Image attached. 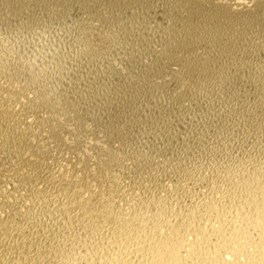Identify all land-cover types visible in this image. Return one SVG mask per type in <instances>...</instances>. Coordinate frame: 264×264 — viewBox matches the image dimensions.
I'll list each match as a JSON object with an SVG mask.
<instances>
[{
	"label": "rangeland",
	"instance_id": "1",
	"mask_svg": "<svg viewBox=\"0 0 264 264\" xmlns=\"http://www.w3.org/2000/svg\"><path fill=\"white\" fill-rule=\"evenodd\" d=\"M220 2L223 17L193 21L188 30L178 16L198 11L186 0H0V77L11 74L9 80L18 82L8 93V82L0 78V84L6 81L3 92L15 101L7 104V96L0 91V104L6 103L10 110L15 104L12 111L32 126L30 131L46 130L47 134L55 127L59 140L42 143L52 156L61 152L53 158L61 162L51 160L56 163L53 169H64L74 158L98 168L117 191L115 202L120 206H133L138 197L147 200L151 195L168 203L174 199L173 206L180 200L182 206V197L188 193L198 200L187 197L186 201L196 204L205 192L224 202L227 195L232 198L229 182L241 172L238 168L255 157L264 159V0ZM213 13L212 9L202 11L209 17ZM91 25L111 35L100 52L90 49L89 53L84 46L82 33ZM179 34L193 36L196 41H189L199 58L202 51L207 50L206 54L211 49L209 41L220 43L224 40L220 37L229 35L231 44L219 59L235 62L236 72L204 71L181 88L174 76L181 71L178 66L163 71L155 64L163 56L188 54ZM53 121L56 125L47 127ZM94 144L106 149V159L98 165ZM29 205V211L27 206L25 210L31 217L32 210L34 216L42 214L37 203ZM230 210L232 217L226 216L227 221L233 219L232 226L249 216L243 218L234 206ZM29 214V220L42 219ZM239 240L234 241L238 243L230 255L222 254L227 264L244 262L255 252L256 246ZM244 244L249 247H241Z\"/></svg>",
	"mask_w": 264,
	"mask_h": 264
},
{
	"label": "bare ground",
	"instance_id": "2",
	"mask_svg": "<svg viewBox=\"0 0 264 264\" xmlns=\"http://www.w3.org/2000/svg\"><path fill=\"white\" fill-rule=\"evenodd\" d=\"M186 1L190 6L192 4L195 6L199 15L196 16L198 13L194 14L195 16L191 14L190 17L186 14L187 12L184 13V10H182L184 12L179 11L184 13L182 16H178L177 10L173 13L176 12V16L187 23L188 30H192L191 22L193 21L206 22L209 18L211 20L223 17L219 13L222 6L220 0ZM224 3L229 5L230 2L224 0ZM207 9L214 10L210 17L202 14V11ZM170 12L172 14V9ZM95 26H87L85 30L82 28L85 44L83 45L89 50V53L90 49L100 52L108 44L111 36L104 32H97L98 28L96 29ZM177 32L175 30L174 33L177 34ZM190 37L193 38V36ZM186 38H180L182 39L180 40L182 46H179L185 49L188 54L168 58L163 56L159 62L156 61L157 63H155L157 68L163 71H171L178 66L181 71L174 76L177 77V83L181 88H186L190 84L191 78L195 81L199 73L200 75L201 72L204 74V71L210 72L217 69H222V72L226 71L227 73L235 71V62L229 61L230 63H228L219 59L222 52H226L227 45L231 44V40H227L229 35L220 37L219 39L224 40L220 43L217 42L218 44L215 41H209V43L213 42L212 46L210 44L205 47L210 46L211 49L209 48L210 50L206 54L205 51L207 50L202 51L204 54L201 58L197 57L198 55L196 54V56L193 48H191L189 40L192 41V38L190 39L189 36L188 40ZM198 41H200L199 38ZM177 43L179 44V42ZM195 53L197 52L195 51ZM219 72L221 75L222 72L219 70L217 73L219 74ZM9 75H6L8 78L2 76L8 82V85H5L7 91L3 89L4 85L2 86L6 81H2L3 83L0 84L2 86L0 91L2 92L3 90L10 92V89L13 88L14 90L15 85H17L16 80V82L12 81L11 77L9 80ZM221 76L218 77L222 78ZM9 95H6L7 99L12 96ZM2 99L0 98V100ZM11 99L9 98L6 103L8 104ZM13 101L11 100V102ZM6 103L4 106H2L4 103L0 104V170L3 169L4 172V175L2 174L4 179L0 178V264H227L222 254L226 251L230 255L233 252V246L238 243L234 241L238 239L252 243L256 246V250L252 254L250 252L249 255L251 256L245 258L244 262L238 260L232 264H264V159H257L256 154L254 161H249L251 156L246 160V162L249 161V164L244 162V165H248L245 166L246 168L242 164L243 160L240 161L242 163L238 165L242 164L243 168L239 167L238 169L241 172H237V176L236 173H233V178L236 177L234 180L231 178L232 181L229 182L232 185L229 189L232 198L226 193L224 202L215 201L216 199L209 197L212 194L207 196V192L204 191L206 196L202 197L203 199L196 204L190 203L194 199L189 197V194L192 195V193L182 197L185 198L181 201L182 206H179L180 193H177V196L179 195V202L177 203L179 207L176 203L175 206L178 208L171 204L174 199L168 203L153 195H148L147 200L144 199L145 196L144 198L143 196L142 198L138 197L140 199L135 205L129 206V204V207H123L115 202L117 191L102 178L98 168L86 162L80 163L74 158V162H69V167L66 164L67 167L59 169L57 164L58 170L53 169L51 165L55 162H51V160L58 153H54L55 157L52 153V156L50 150L42 147V143H47L49 139L51 141L59 140L58 132L54 127L56 121L50 122L49 126L46 125L55 128H50L51 131L47 130V134L46 130L44 131L45 134L42 130L43 133L40 132V129L38 133L30 131L32 126L30 127L25 123V119L22 121V118L15 116L13 112L15 104L14 108L10 110ZM176 104L178 105V103ZM10 107L12 108V106ZM15 113L18 112L15 110ZM94 145L95 147L91 146V148L93 147V150L97 151L95 160L96 165H98L106 159L104 158L106 149L101 145ZM60 147L62 148L61 145ZM56 161L58 163L60 160ZM4 186H9V188L6 189ZM208 191L211 192L210 189ZM221 194L225 193L222 192ZM197 196L193 197L197 198ZM187 197L191 201H186ZM34 203L43 208L42 210L47 217L51 212L54 213L49 221L46 220L47 217H43V212L40 215L42 219L46 220V223L38 217L40 215L36 216L41 221L35 218L29 220V213L25 208L26 206L28 208L29 204L35 205ZM230 206L236 207V213L237 210L240 211L243 218L245 215L249 216L246 219L238 216L243 220L232 226L229 221L231 222L233 219L227 221L228 217L226 216L228 212H231ZM27 210L29 211V208ZM31 212L33 215L31 217L29 214L30 217H36L34 211ZM233 212L235 213V211ZM245 245L241 247H249V244H247L248 246Z\"/></svg>",
	"mask_w": 264,
	"mask_h": 264
}]
</instances>
